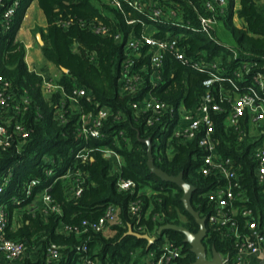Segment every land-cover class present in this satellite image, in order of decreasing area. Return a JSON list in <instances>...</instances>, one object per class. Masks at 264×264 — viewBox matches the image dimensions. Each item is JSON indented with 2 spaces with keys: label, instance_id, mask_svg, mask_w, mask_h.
<instances>
[{
  "label": "trees",
  "instance_id": "1",
  "mask_svg": "<svg viewBox=\"0 0 264 264\" xmlns=\"http://www.w3.org/2000/svg\"><path fill=\"white\" fill-rule=\"evenodd\" d=\"M32 1L22 0L11 30H0V73L11 83L17 100L26 96L31 102L21 118L33 131L30 140L20 153L14 149L0 152V187L9 180L5 193L0 194V207L8 216L4 234L8 240L23 242L28 247L20 264H82L83 256L101 264H147L146 256L158 250L165 238L182 250L176 261L178 264H193L196 256L185 242L184 234L169 230L159 235L160 228L167 224L185 227L193 233L200 227L184 207V192L176 184L163 181L152 173L149 151L152 150L155 167L170 176L183 174L185 181L195 187L192 205L202 218L213 212V203L209 199L211 191L226 182L215 176L205 177L198 171L204 153L199 146L200 134L195 140L174 137L173 127L166 128L169 114L147 127L149 114H137L132 105L150 93L174 108L194 109L209 92L204 85L208 76L183 65L173 51H167L161 79L152 83L150 76H145V85L138 93L124 94L119 80L123 62L128 57L125 45L129 39L140 38L144 33L142 23L129 24V20L151 23L147 17L125 6L124 10H119L109 0H38L48 24L46 28H38L36 33L42 35L44 45L41 49L45 59L61 70L62 78L56 83L64 89L46 96L43 76L29 70L24 44L16 40L25 11ZM145 1L158 4L166 14L163 18L166 22H177L190 28L179 38L185 55L197 61L216 63L221 74L243 88L241 92L250 84L260 89L253 77L261 74L264 80V2L241 0L238 15L245 25L239 28L232 21L233 0H228L225 13H219L217 17L234 40V45L226 46L212 28L207 32L202 26V19L214 16L207 7V0ZM170 11L176 13V18L169 15ZM157 26L163 29L155 34L156 38H168V31L172 34L169 37L177 35L176 29ZM98 29L101 31L97 32ZM149 63V47H144L135 69L143 73L142 68ZM240 72L242 76L238 77ZM78 87L85 89L93 101L81 98L80 107L73 109L70 98ZM222 89L227 91L223 93L224 97L236 93L228 80L210 89L222 107L221 113L212 115L217 148L223 156L236 162L239 181L245 189L243 201L237 204L239 210H251L255 220L264 225V191L255 173L257 163L253 156L262 135L252 134L249 117L240 121L238 129L227 125L231 104L221 100ZM100 107L110 111L103 128L105 137L77 138L80 116L96 113ZM83 147L88 148L92 158L86 162L76 158L77 151ZM103 150L113 151L120 157L121 164L113 157H107ZM51 169L54 175L48 176L46 171ZM69 169L73 173L81 172L85 180L83 192L78 197L71 194L76 179L61 178ZM33 180H38L39 184L28 196L27 189ZM121 180L133 181L135 187L122 190L118 186ZM46 190L60 205L61 214L43 211L42 195ZM133 203L141 206L134 216L130 213ZM109 205L119 208L122 221L114 227V236L106 237L93 231L84 235L62 232L61 228L66 225L80 227L84 221H97ZM234 222L241 230L247 224L241 213L234 217ZM129 226L141 234L156 237V241L149 247L145 239L125 236ZM207 229L204 245L209 257L213 247L221 255L236 253L233 240L221 235L223 229L214 230L209 224ZM51 244L61 247L58 261H48L47 249ZM83 245H87L88 252L81 255L78 248Z\"/></svg>",
  "mask_w": 264,
  "mask_h": 264
},
{
  "label": "built area",
  "instance_id": "2",
  "mask_svg": "<svg viewBox=\"0 0 264 264\" xmlns=\"http://www.w3.org/2000/svg\"><path fill=\"white\" fill-rule=\"evenodd\" d=\"M110 4L119 9L124 10V6L134 11L136 14L146 16L151 23H143L140 19H130L129 24L134 22L142 23L144 33L140 38H131L127 41L125 49L127 51V59L123 62L120 86L121 92L124 94H134L140 91L145 84V76H150V82L161 79L163 61L167 51H173L175 58L183 65L191 67L200 73L206 74L208 77L204 82L205 87L209 89L207 95L203 98V102L196 108L187 110L183 106L174 108L154 98L150 93L143 96L139 101L132 105L137 114H149L147 119V127L153 126L156 122L161 121L163 117L169 114L166 128L173 131L176 138L185 140H195L200 134L199 146L203 149L202 164L199 172L205 177L215 176L219 180L226 182L224 186H218L212 190L209 199L213 203V212L207 217V224L212 229L220 231L221 235L233 240L236 253L234 255H220L222 264H247L248 257L253 255H262L264 259V225L257 222L253 216V212L248 209L239 210L238 203L243 201L245 189L239 181L238 168L236 162L228 156H223L217 148V141L214 138V121L212 115L222 112V107L215 101L210 89L221 82L228 80L235 88L234 96H222L227 91L221 90V100H227L231 104V109L227 117V125L238 129L240 121L249 117L252 124L254 135L261 136L260 142L253 150V156L257 163L256 176L263 187L264 191V80L261 74L253 77V82L259 88H255L253 84L247 86L245 91L234 84V82L224 74H221L216 63H207L197 61L185 55L183 47L180 45V37H183V31L190 28L177 22L169 23L165 18V12L158 4H149L145 0H109ZM0 30L8 32L11 30L17 12L22 6V0H11L5 3L0 0ZM228 6V0H207V7L214 13L213 17L202 19V26L208 32L212 25L218 22L219 13L224 14ZM169 15L176 18V13L170 11ZM156 23V24H155ZM155 24V25H154ZM157 25L176 29L177 35L169 37L170 31L167 32L168 38L159 39L155 34L162 31ZM167 25V26H166ZM160 26V27H163ZM169 28V29H170ZM175 30V31H176ZM98 29L97 32H100ZM174 32V31H173ZM211 36V35H210ZM119 39V37H117ZM149 47L150 63L142 68L143 73L137 71L136 65L141 58V50ZM131 52H134L131 54ZM237 57V55H236ZM242 73H238L241 77ZM243 78V77H242ZM241 80H244L242 79ZM63 87L53 80H43V91L48 95H52L58 91H63ZM263 92V93H262ZM85 98L88 102H92L93 98L89 93L78 87L73 91L70 98L78 108L79 100ZM72 104V103H71ZM31 105L30 100L26 96L16 99L12 90L11 83L0 73V152L16 150L18 153L24 145L30 140L33 131L28 128L22 121L25 112ZM77 108V109H78ZM110 111L106 107H100L96 113H84L80 116L81 126L78 131L77 138L84 139H102L105 137L103 132L105 121L109 118ZM260 129H263L260 133ZM259 131V132H258ZM107 157H113L117 164H121V159L111 150H103ZM77 159L86 162L90 157V151L87 147L77 151ZM47 175H54L53 169L47 170ZM63 179L74 178L75 185L71 189L73 196H80L83 192L84 178L82 173L77 171L73 173L69 169ZM9 180L5 185L0 187V194L5 193ZM39 184L38 180L31 181L27 195L32 194V188ZM118 186L122 190H129L135 187L133 181H119ZM42 202L46 214L53 212L60 213L62 209L60 205L51 197L46 190L42 195ZM140 204L133 203L130 207V213L134 216L140 212ZM241 213L242 217L247 220L244 230H241L234 222V217ZM7 213L3 207H0V264H14L21 261L27 254L28 247L23 242L8 240L4 231L7 227ZM120 210L115 205H109L102 217L97 221H84L80 227L63 226V233H75L76 235H84L89 231L105 234L107 231L116 233L114 227L121 225ZM228 226L227 229L224 227ZM138 229H135V231ZM140 230V229H139ZM141 231V230H140ZM137 232V231H136ZM139 233V232H138ZM208 234V233H207ZM88 252L87 245L78 248L79 254ZM182 250L175 247L168 238H165L158 250H153L146 256L147 264H174L181 256ZM47 257L49 262L58 261L61 258V247L51 244L47 249ZM212 258V255L210 256ZM209 257V259H210ZM80 263L82 264H101L96 259L89 256H83ZM175 264H178L177 262Z\"/></svg>",
  "mask_w": 264,
  "mask_h": 264
},
{
  "label": "crops",
  "instance_id": "3",
  "mask_svg": "<svg viewBox=\"0 0 264 264\" xmlns=\"http://www.w3.org/2000/svg\"><path fill=\"white\" fill-rule=\"evenodd\" d=\"M255 1L257 3L264 2V0ZM240 9L241 0H233L232 21L235 26L242 28L245 25V21L238 15ZM47 24V18L39 6L38 0H33L25 11L22 23L16 35V40L24 44L25 62L29 70L42 75L45 80H53L58 83L62 78L61 70L45 59L41 49L42 46L39 44L37 39V35L40 33H36V30L38 28H46ZM212 29L214 30L216 37L224 45H234L232 34L223 22H217L212 25ZM43 92L46 96H49L45 91ZM71 103L73 109L78 108L75 103ZM252 133H254V131H252ZM104 235L106 237H112L115 234L107 231ZM261 256L262 255L260 254L249 256L247 264H264V259H262ZM14 264H20V261H17Z\"/></svg>",
  "mask_w": 264,
  "mask_h": 264
},
{
  "label": "water",
  "instance_id": "4",
  "mask_svg": "<svg viewBox=\"0 0 264 264\" xmlns=\"http://www.w3.org/2000/svg\"><path fill=\"white\" fill-rule=\"evenodd\" d=\"M38 42L41 46L44 45V41L41 34L37 35ZM64 73H68V70L62 69ZM149 166L150 170L153 174L157 175L163 181L170 182L176 184L183 192V204L185 209L194 217L197 224L199 225L200 229L197 233H193L185 227L167 224L160 228L159 235H162L164 231H178L185 235V242L191 246V251L196 256V261L193 264H222L219 253L212 248V258L209 259L208 257V250L207 247L204 245V240L207 236L208 229H207V218H202L200 214L194 209L192 205V198L193 194L195 193L196 189L194 186L187 183L184 179L183 174L179 176H170L163 172L162 170L158 169L154 165L152 150L149 151ZM125 236H134L139 239H145L149 242V247L156 241V237H151L148 234H141L134 230L133 226H129V231Z\"/></svg>",
  "mask_w": 264,
  "mask_h": 264
},
{
  "label": "rangeland",
  "instance_id": "5",
  "mask_svg": "<svg viewBox=\"0 0 264 264\" xmlns=\"http://www.w3.org/2000/svg\"><path fill=\"white\" fill-rule=\"evenodd\" d=\"M261 125H263L264 126V124L262 123ZM209 257V256H208ZM210 259H211V257H210Z\"/></svg>",
  "mask_w": 264,
  "mask_h": 264
}]
</instances>
